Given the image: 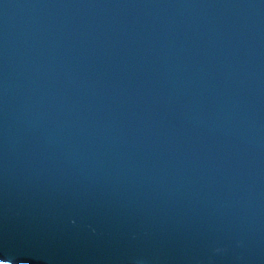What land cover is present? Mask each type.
<instances>
[{
    "label": "water",
    "instance_id": "95a60500",
    "mask_svg": "<svg viewBox=\"0 0 264 264\" xmlns=\"http://www.w3.org/2000/svg\"><path fill=\"white\" fill-rule=\"evenodd\" d=\"M0 263L264 264V0H0Z\"/></svg>",
    "mask_w": 264,
    "mask_h": 264
},
{
    "label": "bare ground",
    "instance_id": "6f19581e",
    "mask_svg": "<svg viewBox=\"0 0 264 264\" xmlns=\"http://www.w3.org/2000/svg\"><path fill=\"white\" fill-rule=\"evenodd\" d=\"M0 264H9V263H0Z\"/></svg>",
    "mask_w": 264,
    "mask_h": 264
}]
</instances>
